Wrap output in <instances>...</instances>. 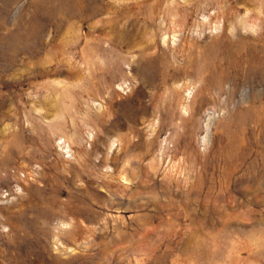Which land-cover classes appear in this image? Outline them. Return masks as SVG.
I'll list each match as a JSON object with an SVG mask.
<instances>
[{
    "label": "rangeland",
    "instance_id": "rangeland-1",
    "mask_svg": "<svg viewBox=\"0 0 264 264\" xmlns=\"http://www.w3.org/2000/svg\"><path fill=\"white\" fill-rule=\"evenodd\" d=\"M0 264H264V0H0Z\"/></svg>",
    "mask_w": 264,
    "mask_h": 264
},
{
    "label": "bare ground",
    "instance_id": "bare-ground-1",
    "mask_svg": "<svg viewBox=\"0 0 264 264\" xmlns=\"http://www.w3.org/2000/svg\"><path fill=\"white\" fill-rule=\"evenodd\" d=\"M179 40V38L176 36V35H174V37H173V40H172V43L176 46L177 45V41ZM168 42H169V39H165V46L168 44ZM173 45V46H174ZM98 110H99V112L100 113H102V112H104L103 110H104V105H102L101 103H99L98 105ZM184 110H186V111H188V109H189V106L188 105H183V107H182ZM209 127H210V117L208 118V120L206 121V123H205V126H204V128H205V135L203 136V138H202V141H203V143L205 142V140H206V138H207V133H208V130H209ZM159 134V133H158ZM159 144V143H158ZM183 148V147H182ZM183 151V150H182ZM189 151V150H188ZM175 153V152H174ZM173 153V154H174ZM183 153V152H182ZM184 154V153H183ZM189 154V153H188ZM180 155V154H179ZM186 156V155H185ZM186 158V157H185ZM170 161V160H169ZM176 165H179V164H176ZM125 178V180H127L128 181V178L127 177H124Z\"/></svg>",
    "mask_w": 264,
    "mask_h": 264
}]
</instances>
